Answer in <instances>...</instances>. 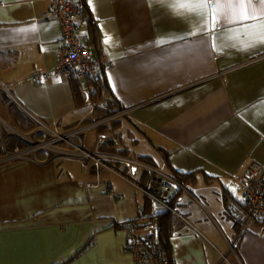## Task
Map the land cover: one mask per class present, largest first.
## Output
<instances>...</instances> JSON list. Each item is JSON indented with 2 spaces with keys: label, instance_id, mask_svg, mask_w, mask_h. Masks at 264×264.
Instances as JSON below:
<instances>
[{
  "label": "crops",
  "instance_id": "1",
  "mask_svg": "<svg viewBox=\"0 0 264 264\" xmlns=\"http://www.w3.org/2000/svg\"><path fill=\"white\" fill-rule=\"evenodd\" d=\"M83 2L78 34L87 42L89 21L96 25L92 55L121 116L98 120L100 102L77 107L66 77L35 84L58 58L59 24L42 18L48 0H0V110L6 107L8 116L0 115V264H136L123 225L151 216L140 188L152 180L143 177L150 169L169 174L167 165L195 172V182L184 186L216 190L220 198L218 208L207 194L206 204L174 195L181 217L169 213L176 221L166 240L172 263L264 264V225L248 221L241 231L247 204L230 191L232 176L247 163L264 166V115L253 107L264 100V46L213 50L210 35H189L188 23L149 0ZM32 25L35 33L15 31ZM13 106L34 123L31 129L17 124ZM112 120L119 127L109 124L112 131L98 134ZM11 137L25 147L6 151ZM30 140L43 146L32 148ZM108 140L118 150L127 147L129 157L99 152ZM130 142L148 144L160 159L131 157ZM72 145L106 157L98 163L56 151ZM65 159H81L85 169L78 172Z\"/></svg>",
  "mask_w": 264,
  "mask_h": 264
},
{
  "label": "built area",
  "instance_id": "2",
  "mask_svg": "<svg viewBox=\"0 0 264 264\" xmlns=\"http://www.w3.org/2000/svg\"><path fill=\"white\" fill-rule=\"evenodd\" d=\"M49 8L42 18L55 20L61 30L60 49L58 58L52 70L37 75L35 84L47 82L50 78L66 77L67 79H87L96 82L101 77L102 63L94 58L91 48L86 41L79 36L78 28L82 19V6L79 0H48ZM123 115L118 111L114 116ZM57 136V135H56ZM65 141L64 136H57ZM32 148L39 149L42 142L30 140ZM70 150L56 151L70 156L94 158L98 163L104 155L90 154L72 145ZM130 164L146 167L135 161ZM154 178L148 188H140L141 192L150 200L151 216L143 221H130L123 225L127 234L126 248L136 264H173L169 252L160 241V229L157 219L171 213L181 217L172 206L174 195L182 191L190 193L189 188L179 183L171 174L158 169H150ZM236 187L242 191L247 209L243 213L239 225L245 229L248 221L264 223V166L257 162L247 163L239 174L232 176ZM108 186V190L110 189ZM237 216V215H236Z\"/></svg>",
  "mask_w": 264,
  "mask_h": 264
},
{
  "label": "snow or ice",
  "instance_id": "3",
  "mask_svg": "<svg viewBox=\"0 0 264 264\" xmlns=\"http://www.w3.org/2000/svg\"><path fill=\"white\" fill-rule=\"evenodd\" d=\"M88 3L92 6L93 0H88ZM149 4H158L172 17L188 23L192 29L189 35H210L213 50L231 46L247 51L264 46V0H149ZM218 28L222 31L217 32ZM15 31L35 33L37 28L32 25ZM110 42L111 37L106 34L103 43L109 45ZM157 43L163 44L165 41L159 40ZM253 107L258 109V115H264V100ZM231 191L235 195L236 189L232 188Z\"/></svg>",
  "mask_w": 264,
  "mask_h": 264
},
{
  "label": "trees",
  "instance_id": "4",
  "mask_svg": "<svg viewBox=\"0 0 264 264\" xmlns=\"http://www.w3.org/2000/svg\"><path fill=\"white\" fill-rule=\"evenodd\" d=\"M81 6H82V13L85 15L86 8L84 5L83 0H79ZM98 39V30L96 28V25L89 21V35H88V40L87 44H89V47H93L95 45V42H97ZM95 58V57H94ZM102 72V71H101ZM85 83V84H82ZM70 84H71V90H72V95L74 98V101L76 103L77 107L87 105L90 103H93L95 101L100 102V104H103V107L100 109H97L96 115L98 120H104L109 117L114 116L118 111H120V106L115 100V98L112 96L106 81L102 77L99 78L96 82L89 81L87 79H70ZM13 111L15 118L19 121L17 124L24 130H29L34 126V123L29 120L16 106H13L11 108ZM111 125V129H117L120 125V121L112 120L108 122V124L101 125L98 127V134L104 135L108 134L110 131L108 125ZM10 140L13 141V143H7L5 150L7 151L8 148H10L11 151H14L16 148H24L26 143L19 138L11 137ZM9 144H11L9 146ZM98 151L102 153H109L110 155H115V156H120L123 158H128L129 157V150L127 147H123V149H117L116 144L112 140L105 141L101 143V145L98 147ZM167 157V155H165ZM141 162L150 165L151 162L149 161L148 157H139L138 158ZM167 162V159L165 160ZM90 170V167H89ZM167 170L171 173V175L182 185L188 182H195L197 179V175L195 172L189 173V174H181L176 171H174L169 165H167ZM169 173V174H170ZM153 173L146 171L144 174V179L146 181L152 180L153 179ZM174 202V199L172 200V203ZM170 217L169 213H166L162 216H160L157 219V224L160 229V241L162 246L168 251L167 248V237L169 233L172 230V227L174 224H176V221L173 220V218ZM169 220V221H168ZM264 225V223H260ZM169 229L170 232H169Z\"/></svg>",
  "mask_w": 264,
  "mask_h": 264
},
{
  "label": "rangeland",
  "instance_id": "5",
  "mask_svg": "<svg viewBox=\"0 0 264 264\" xmlns=\"http://www.w3.org/2000/svg\"><path fill=\"white\" fill-rule=\"evenodd\" d=\"M93 104L96 105L97 104V101L93 102ZM4 110L6 111V107L2 106V108L0 110V115L3 116L4 118L8 119V116L5 115ZM10 127H12V126H10ZM92 140H93V137L90 134H88L87 139H86V142H87L86 148H85L86 151H90L91 150L90 143L92 142ZM130 144L133 146L132 147V149H133L132 155L130 154L131 157H133V154L134 155H137V154H140V153H145L147 155H151L152 157H154L157 160L160 159V156L157 154V152L156 151L154 152L153 149L148 144L141 145V146L138 144V142L137 143L136 142H130ZM69 149H72V148L69 147ZM137 151H140V152H137ZM61 158H64V157H61ZM64 165H68L69 167H73L78 172H80L82 169H85L84 164L81 162V159H76V160H68V159H65L64 160ZM187 188L190 189V194L189 193H186L184 191L180 192V196H181L180 198L183 199V203L186 200H188L190 203L194 204L197 201H195L193 198H196L200 202L206 204L207 202L205 201V199L203 198V196H204V194H207L208 197L210 198V200L212 201V203L216 207L219 208V204H220L219 203V200H220V198H219V195H218V193H217L216 190L215 191L214 190H207L206 193H203V192L201 193L199 191V189H197L195 186H193V187L192 186H189ZM232 188H235L236 189V193H235L234 197L237 198V199H241L242 198V200L244 199V201H245V198L243 196L242 191L239 190L236 187L235 183H233V182H232V184L230 183V191H231Z\"/></svg>",
  "mask_w": 264,
  "mask_h": 264
},
{
  "label": "bare ground",
  "instance_id": "6",
  "mask_svg": "<svg viewBox=\"0 0 264 264\" xmlns=\"http://www.w3.org/2000/svg\"><path fill=\"white\" fill-rule=\"evenodd\" d=\"M172 204V203H171Z\"/></svg>",
  "mask_w": 264,
  "mask_h": 264
}]
</instances>
